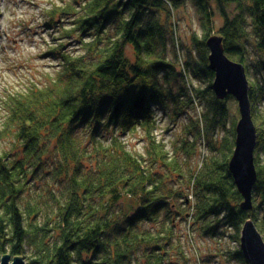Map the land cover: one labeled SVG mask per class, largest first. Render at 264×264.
<instances>
[{
    "label": "trees",
    "instance_id": "16d2710c",
    "mask_svg": "<svg viewBox=\"0 0 264 264\" xmlns=\"http://www.w3.org/2000/svg\"><path fill=\"white\" fill-rule=\"evenodd\" d=\"M185 2L70 0L51 9L50 17L71 19L63 38L77 43L80 53L61 52L63 44L53 49L60 57L54 79L5 102L8 130L22 150L0 155V257L22 256L27 264H188L175 240L179 216L203 236L220 244L225 239L220 252L227 264H248L240 249L244 224L251 219L264 239V114L257 109L264 98V0H195L203 19L196 44L201 69H191L190 62L177 69L168 59L169 43L177 47L170 22ZM212 3L223 19L217 31ZM250 21L254 55L248 51ZM214 34L226 55L244 65L247 78L254 75L249 97L258 179L250 211L242 210L229 171L239 121L235 116L229 127L228 101L234 98L219 101L212 89L206 41ZM201 77L205 89L189 84ZM196 101L204 109L170 153L154 136V109L170 104L179 119ZM138 129L149 142L145 154L122 139ZM201 143L207 155L200 167L184 169L179 155L188 158ZM47 157L60 167L62 185L34 192L30 180L36 183ZM125 199L135 204L126 207Z\"/></svg>",
    "mask_w": 264,
    "mask_h": 264
},
{
    "label": "rangeland",
    "instance_id": "374dc122",
    "mask_svg": "<svg viewBox=\"0 0 264 264\" xmlns=\"http://www.w3.org/2000/svg\"><path fill=\"white\" fill-rule=\"evenodd\" d=\"M69 1L0 0V155L10 153L14 157L20 154L22 150L21 143L14 137L15 132L10 128L8 130L7 127L8 111L5 103L7 98L10 95L25 93L34 86L48 85L60 70V57L53 56L51 52L61 44L65 47L61 51L63 53L70 55L80 53L77 43L68 42L63 38L66 29L72 27L69 24L71 19H67L68 16L64 15L50 17L49 14L54 7L64 6ZM234 9V6H230L231 15L235 12ZM212 11L214 30L217 31L222 26L223 19L219 15L215 3H212ZM70 17L73 19V16ZM170 23L177 40V47L174 49L169 43L168 59L171 64L177 69H181V63L190 62L191 69H196V67L201 69L196 44L197 39L201 40L203 36V19L195 0H186L185 5L173 13ZM248 28L247 41L250 43L248 51L250 55H254L256 53L254 43L256 37L253 24L251 23ZM127 55L130 60H134V51L131 47L127 48ZM253 76L250 71L248 81L253 80ZM201 80L202 82L190 78L189 84L203 90L207 84L203 77ZM197 102L194 109L179 119H175L173 116L170 104L165 108V111L161 107L154 109L157 124L154 136L157 141L166 145V149L170 153L174 151L175 145L178 146L180 141L186 137L185 127L189 124L190 119H195L199 112L203 111L204 102L198 104ZM228 104L230 107V127L235 116L239 118V109L235 99L228 101ZM257 109L261 111L262 115L264 114V98L258 102ZM122 139L127 143L129 149L139 154H145L149 146L145 133L140 129ZM86 143L87 146H91L87 140ZM205 155H207V150L201 143L197 145V150L191 156L187 158L180 154L179 159L184 163V169L197 170ZM45 162L46 166H43L42 170L40 169L41 172L34 175L36 183H34V178L30 180L34 192H44L48 189L57 191L62 185H60L59 175L56 173L60 167L57 166L55 158L47 157ZM160 166L161 164L157 166V169H160ZM125 204L126 207H131L135 204V200L125 199ZM175 235L176 242L182 246L189 259L188 264H227L220 252V249L225 246V239L220 244L219 239L205 237L199 229L191 226L189 221H185L179 216H176L175 220ZM1 258L2 256L0 261ZM25 261L27 263L26 259Z\"/></svg>",
    "mask_w": 264,
    "mask_h": 264
},
{
    "label": "water",
    "instance_id": "95a60500",
    "mask_svg": "<svg viewBox=\"0 0 264 264\" xmlns=\"http://www.w3.org/2000/svg\"><path fill=\"white\" fill-rule=\"evenodd\" d=\"M206 46L209 49V70L215 75L212 85L215 97L219 101L233 97L238 103L240 117L229 171L243 198L242 210L250 211L253 207V190L258 179L255 169L257 130L252 118L246 69L244 65L232 61L226 55L221 37L211 36L206 41ZM240 249L248 264H264V239L251 219L242 228ZM0 264L27 263L22 256L12 258L7 254L1 258Z\"/></svg>",
    "mask_w": 264,
    "mask_h": 264
},
{
    "label": "bare ground",
    "instance_id": "6f19581e",
    "mask_svg": "<svg viewBox=\"0 0 264 264\" xmlns=\"http://www.w3.org/2000/svg\"><path fill=\"white\" fill-rule=\"evenodd\" d=\"M215 35H217V34H214V35H212V36H215ZM217 36H219V35H217ZM257 148V147H256ZM255 151H256V149H255ZM256 167V166H255ZM256 169V168H255ZM256 173H257V170H256ZM254 224H255V222H254ZM256 225V224H255Z\"/></svg>",
    "mask_w": 264,
    "mask_h": 264
}]
</instances>
